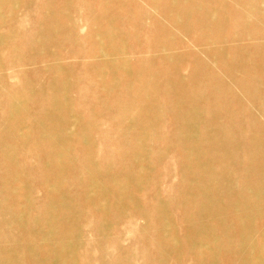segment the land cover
Listing matches in <instances>:
<instances>
[{
  "label": "rangeland",
  "instance_id": "obj_1",
  "mask_svg": "<svg viewBox=\"0 0 264 264\" xmlns=\"http://www.w3.org/2000/svg\"><path fill=\"white\" fill-rule=\"evenodd\" d=\"M157 2L159 4L165 2L179 4L178 6L183 7L178 8L180 12L193 8L192 10L197 14L206 13V18L211 22H216L219 15L238 13L248 18L249 23L261 25V22L252 16L251 12H248L252 8H243L234 0H187L186 3H177L174 0L51 1L52 8L62 9L68 14L76 36L80 37V40L73 41L74 47L65 45L58 51V63L63 69H66V72L62 73V78L70 80L69 98L72 100V106L68 108L70 115L67 116V119L66 116H62L66 120L60 123L26 120L24 117L17 119L15 146L13 141L9 140L2 142V146L0 144V152L6 153L5 158H0V164L7 166L15 161V175L19 176L16 182L5 187L7 188L5 189L6 193L15 194L17 192L19 194V198L15 201L12 200L13 197L2 200L5 191L0 187V250L8 251L20 248L24 254L31 253L33 255L31 258L24 255L26 257L24 264H43V260L48 261L47 254H42L41 251H44V248L48 249L46 239H56L48 229L51 230V227L55 225L53 217L50 215L45 217L43 214L44 199L50 200L48 203L51 208L54 207V210H51L53 213H50L52 216L56 215L58 209H62L65 205L62 201L54 202L56 200L54 197L59 190L52 186H39V182L42 181L41 175L34 169L35 166H44L45 163L43 155L47 151H44L45 149L42 148L44 144L40 141L47 139L54 143L56 139V134L45 129L60 132L65 139L60 144L73 150V155H66L74 162L73 171L64 176L61 166L57 170L58 178L61 176L66 179V181L61 179L62 190L70 192L78 198L75 226L69 227L72 232L70 235L76 237H66L68 243L75 247L69 251L63 243L55 241L56 245L60 244L59 246L55 245V248L57 253L65 259L64 264H228L230 254L224 248L221 249L210 243L209 239L211 238H206L207 240L204 241L206 247L197 250L199 255L203 256L202 261L195 260L197 258L192 252V246L189 245L190 238L185 233L182 224L184 211L178 206L180 188L177 149L175 150L173 141L165 139L174 135L172 116L165 115L155 118L151 127L146 128L135 125L137 121L128 117L116 118V114L112 110L124 96L130 95L132 90H136L144 84L137 79L139 70L137 64L146 61L150 62L152 68L145 64H142V67L152 72L157 80L158 89L155 99L160 105L158 106L159 111L165 112L170 108L168 95H165L164 86L161 84L164 74L162 71L167 64L164 56L160 52L155 53L154 49V46H158L156 40L161 38L165 29H170L173 33L175 31V45L180 51L188 47V52L201 56L200 51L197 50L199 46H195L196 43L191 42L193 36L200 37L196 26L190 29L185 27L184 17L179 12L175 16L181 20L163 19L158 12ZM44 3L45 0H13L6 5L7 8L3 9L4 24L0 29V34L12 36L13 41L0 50V62L4 67L0 76L6 78L2 86L10 93V96L20 93L29 99L36 100V97L31 96L33 92L30 93V89L37 90L45 82H49L50 75L38 69V61L36 73H30L34 69L29 67L20 70V64H17L16 68H12L13 65H10L11 59H15L19 54L22 55V58L28 55V51L22 50L24 33L25 35L29 34L31 38L39 37L38 33L32 29V25L33 19L40 13V8ZM209 8L216 10L213 11ZM132 18H135L136 23L132 22ZM181 30L188 32L187 37L183 36L185 33L179 34ZM108 31L111 32L110 40L93 37L95 34H103ZM218 31L220 34L231 35L242 33L244 29L239 24L231 23V25L227 24L218 28ZM95 43H98L101 48L99 54L91 53ZM110 43H113L115 47L121 46L122 53L118 49L114 52L109 47ZM80 45L82 48L78 53L71 51V48L75 49ZM226 48L228 50L229 46ZM104 53L106 55L103 58ZM226 57L230 58L228 61L231 66L242 65L245 68V72L241 71L242 74H238L241 79L258 88L262 87L263 82H259L262 81L261 78H257L250 72L249 62H252V59L236 62L230 54ZM92 62H101L106 65L93 72V69H90ZM207 65L209 68L212 67L214 72H219L218 68L211 66L210 63ZM178 67L185 80H195L193 62L190 59L184 56L180 59ZM19 70L20 75L15 78L13 74L18 73ZM113 73L120 75L117 80L110 83ZM99 78L106 89L100 88ZM222 79L227 82L224 75H222ZM197 83L200 90L205 91L208 88V70L200 74ZM230 89L232 94L226 96L225 99L230 101L233 95L235 101L232 100L233 104L226 106V110L222 111L234 113L239 117L253 116L258 122V126L250 130L244 126L241 132L234 137L245 140L263 138L264 92H255L258 101L252 103L244 98L243 92L238 88L230 87ZM177 101L185 106L197 107L201 111L207 110V105L202 101L196 106L185 99H177ZM4 102L7 103L2 99L1 104ZM239 102L241 104H238ZM26 105L30 111H36L40 106L39 101L27 100L24 107ZM137 111L144 113L145 108L141 105L137 106ZM27 114L30 115L28 111ZM2 116L3 112L0 110V132L5 122H1ZM182 123L191 124L187 120ZM31 128L38 131L30 130ZM81 130H83V134H80ZM126 130L130 131L129 134H125ZM83 136L88 139L87 145L91 149L89 151L82 150L83 145L79 138ZM160 136L165 138L161 139ZM247 146L250 147V144ZM208 148L212 149L214 153L218 152L216 146ZM251 149L252 146L246 149V153L249 154ZM85 153H88V157L93 160L99 170H103L108 165L112 166L108 171L106 170V177L109 179L108 186L102 187L93 182L91 191L82 193L81 181L86 178L87 168L79 162L80 154ZM261 166L262 163L258 159L248 164L250 169ZM125 170L133 172L137 181L136 184L130 185L125 179L119 177L120 183H122L119 187L120 192L131 197L126 203H123L117 200V195L106 189L114 188V179L118 175L124 174L121 172H125ZM215 170L216 173L223 175L228 172L226 169L216 168ZM229 178L233 179V176ZM208 186L215 188L217 181H211ZM21 187H24V190L19 193ZM259 200L256 197H251L248 199V203L255 205L258 215L261 213L264 215V204L259 205ZM260 201L264 202V199ZM206 205L207 208L214 210L238 206V202L219 198ZM94 207L97 211L94 210ZM38 217L40 221L37 220ZM227 218L223 215L207 219L212 238H228V227L223 226L224 223L222 224ZM263 219L257 220L256 226L264 225ZM35 221L41 223V226L40 224L36 225ZM56 227L61 228L62 225H56ZM65 229L68 228L65 226ZM30 235L34 236V239H31ZM228 249L229 252L236 255L240 251L235 242H229ZM35 252L37 255H34ZM199 255L198 259L201 258ZM7 258H4L2 264H9Z\"/></svg>",
  "mask_w": 264,
  "mask_h": 264
},
{
  "label": "bare ground",
  "instance_id": "obj_2",
  "mask_svg": "<svg viewBox=\"0 0 264 264\" xmlns=\"http://www.w3.org/2000/svg\"><path fill=\"white\" fill-rule=\"evenodd\" d=\"M11 1L13 0H0V29L4 24L3 9L7 8L6 5ZM51 1L52 0H45L42 8H40V13L33 19L32 29L38 33L39 37L34 36L31 38L29 34H23L24 42L22 44V50L28 51V55L22 58V55L19 54L15 59H11L12 63L10 64L13 65L12 68H16L17 64H20V70L28 67L32 68L34 70H31L30 73H36L38 61V69L50 75L49 82H45L44 85L40 86L37 90L34 88L30 89V93L33 92L31 96L36 97V100H33L20 93L10 96V93L2 86L6 78L0 76V110L3 112L1 122L5 121L1 129L2 131L0 132L1 146L3 144L2 142L8 140L13 141L15 146L17 119H22L24 117L26 120L47 121L50 123L57 121L60 123L64 122L67 116L70 115L68 114V108L72 106V100L69 98L70 80L62 78V73L66 72V69H63L61 64L58 63V51L65 45L74 47L73 41L76 42L80 40V37L76 36V31L68 18V14L62 9L52 8ZM107 1L111 2L113 0H106V2ZM174 1H177V3H186L187 0ZM234 1L241 4L243 8H252L250 11L248 10V12H251L250 14L256 17L257 20L261 22V25L249 23L248 18L238 13L219 15L216 22H211L206 18V13L197 14L192 10V7H185L192 9L180 12L178 8L181 6H178L179 4L174 5L170 2L159 4V2H157L158 12L163 19L181 20V18L178 19L175 16L178 15L179 12V14H182L184 17L185 27L190 29L196 26V30L200 33V37L193 36L191 42L196 43L195 46H199L197 50L200 51L201 56L197 53L188 52V47L180 51L175 45V31L173 33L170 29H165L162 32L158 29L162 32V35L159 40H156L158 46H154V49L155 53L160 52L164 56L167 64L166 68L162 71L164 74L161 84L164 86L163 90L165 95H168L170 108L165 112H161L158 109L160 105L155 99V93L158 89L156 77L152 72L142 67V64L151 67L149 61L144 63L139 62L137 64V68H139L137 79L141 80L144 84L140 88L132 90L130 95L124 96L113 108H111L116 114V118L125 116L137 121L135 125H141L146 128L151 127L155 118H161L165 115L172 116V124L174 127L173 137L165 138L160 136V138L173 141L175 150L177 149L180 188L178 206L184 211L182 224L184 225L185 233H187L190 238L188 241L189 245L193 248L192 252L194 256L197 258L195 260L202 261L203 256L201 257L197 250L206 247L204 241L207 240L206 238H211L209 239L210 243H213L221 249L224 248L226 252L230 254L228 264H264V225L261 227L256 226V221L260 218H264V215L262 213L258 215L255 205H250L248 203V199L251 197H256L260 200L264 199V137L257 138L256 140L235 138L234 136L240 133L244 126L248 128L247 130H250L257 127L258 122L253 116L246 115L239 117L234 113L222 111L226 110V106L233 104L231 103L232 100L235 101L233 95L231 97L232 100L227 101L225 99L226 96H231L232 94L230 87H236L241 90L244 98L252 103L258 101L255 92H264V0ZM209 9L213 11L216 10L215 8ZM132 22L136 23L135 18H132ZM231 23L239 24L244 31L239 34H220L218 28L227 24L231 25ZM180 33H185L183 36L187 37V31L181 30L179 34ZM93 37L98 39L107 38L110 40L111 32L108 31L103 34H95ZM12 41V36L0 34V50L3 46ZM226 46H229L228 50ZM109 47H111L114 52H116L117 49L120 53L123 51L121 46L115 47L113 43H110ZM81 48L82 46L80 45L79 47H75V49L71 48V51L78 53ZM94 52L96 54L101 52L98 43H95L91 53ZM228 54H230L236 62L248 58L252 59V62H249L251 65L250 72L255 74L257 78H261L262 81L259 82H263L262 87L258 88L254 84L241 79L238 74H242L241 71L245 72V68L242 65L231 66L228 61L230 58L226 57ZM105 55L104 53L102 57L104 58ZM184 56L193 62V77H195V80L187 81L180 74L178 64L180 59ZM208 63L218 68L219 72H214L212 67L209 68L207 65ZM105 65L106 64H102L101 62H92L90 63V69L96 72ZM110 67L111 65L109 64V68ZM20 70L18 73L13 74L15 78L19 77ZM205 70L209 71V83L208 88L204 91L197 87V82L200 74ZM3 71L4 67L0 62V74L3 73ZM119 75V73H113L109 82L111 83L117 80ZM222 75L227 78V82L222 79ZM99 83L101 89H106V87L101 84L100 78ZM2 99L7 101V103L4 102V105L1 104ZM177 99L188 100L194 106L202 101L207 105V110L201 111L197 109V107L185 106L183 103L178 102ZM26 100L32 102L39 101L40 106L37 107L36 111H30L27 105L24 107ZM236 100H238V98H236ZM139 104L145 108V111H143L144 113L137 111V106H140ZM238 104L241 103L239 102ZM27 111L30 115L27 114ZM62 116H66V119ZM184 120L190 121L191 124H183L182 121ZM30 130L38 131L33 128ZM45 130L56 134V139L54 143L49 142L47 139H42L40 141V143L42 142L44 144V147H42L45 149L44 151H47V153L43 155L45 163L44 166L37 165L34 169L41 175L42 181L39 182V186H52L59 190L54 197L56 199L54 202L62 201L65 205L62 209H58L56 215L52 216L50 213H53L51 210H54V207L51 208L48 203L50 200L46 201V199H44L43 208L45 209L43 210V214L45 217L49 215L53 217L55 225L51 227V230L50 228L48 229L51 235H54L56 239H46L45 242H47L48 249L43 247L44 251L41 252L42 254L46 253L49 257L48 261L46 259L43 260V264H64L65 259L57 253L55 248L60 244L58 243L56 245V242L60 241V243H63L69 251H72L75 247V245L71 246L68 243L66 237H76L70 235L72 232L69 227L75 226V214L78 211V198L75 197L74 194L62 190V180L66 181V179H63V177L61 178V176L58 178L57 170L59 166H61L64 171V176L73 171L74 162L66 156L73 155V150L60 144V142L63 143V141H65L60 132H55V130L50 131L48 129ZM262 131H264V128H262ZM129 132L130 131L126 130L125 134H129ZM80 134H83V130L80 131ZM79 141L83 145V151L91 150L87 145V137H80ZM247 144H250V147L252 146V149L249 150V154L246 153V149L250 148ZM209 146H216L218 152L214 153L212 149L208 148ZM5 156L6 153L0 152L1 159L5 158ZM256 159L262 163V166L255 169L248 168V164ZM79 163L87 168L86 178L81 181L82 193L90 192L93 182L102 187L108 186L109 179L106 177V173L112 166L108 165L103 170H99L93 160L88 157V153L80 154ZM216 168L226 169L228 170L226 174H228L223 175L216 173ZM15 169V161L7 166L0 164V187L2 190L5 191V189H7L5 187L12 182H16L19 178V176L15 175ZM121 173L124 174L121 176L118 175L117 178L114 179V188L106 190L117 195L116 198L118 201L126 203L131 197L125 196L120 192L119 187L122 185V183H120V178L125 179L130 185L136 184L137 178L132 174L133 172L128 170ZM230 176H233V179L229 178ZM213 180L217 181V186L215 188L208 186ZM23 190L24 187H21L19 193ZM7 193L5 191L2 200L13 197L14 199L12 200L15 201L19 198L17 192L15 194ZM219 198L236 200L238 206L222 207L214 210L207 208L206 204L208 202ZM260 200L258 204H264V202ZM94 210L97 211L95 207ZM223 215L228 217L222 224L224 223L223 226L228 227L229 236L227 239H220V237L212 238L208 229L207 219H213L216 218V216L219 217ZM37 220L40 221L39 217ZM70 222H72L73 225L72 223L70 224ZM262 222L264 223V219ZM36 223V225L40 224L41 226V223ZM56 225H62V227L58 228ZM65 226L68 229H65ZM30 236L31 239H34V236ZM229 242L237 243L240 249L237 255L233 254L231 251L229 252ZM17 249H10L8 251L4 249L0 250V264H2L5 257H8L7 260L9 262L7 263L9 264H24V259L26 258L24 255L28 258L33 257L31 253L24 254V251L20 248ZM34 255H37V252H35ZM198 255L201 258L198 259Z\"/></svg>",
  "mask_w": 264,
  "mask_h": 264
}]
</instances>
